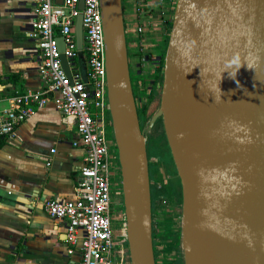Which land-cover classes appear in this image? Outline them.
Listing matches in <instances>:
<instances>
[{
	"label": "water",
	"instance_id": "water-1",
	"mask_svg": "<svg viewBox=\"0 0 264 264\" xmlns=\"http://www.w3.org/2000/svg\"><path fill=\"white\" fill-rule=\"evenodd\" d=\"M99 8L128 260L155 264L121 0H99ZM74 34L80 48V15ZM55 40L61 51V36ZM59 60L69 76L62 52ZM158 115L180 186L183 264H264V0H175L158 110L148 122Z\"/></svg>",
	"mask_w": 264,
	"mask_h": 264
},
{
	"label": "built area",
	"instance_id": "built-area-1",
	"mask_svg": "<svg viewBox=\"0 0 264 264\" xmlns=\"http://www.w3.org/2000/svg\"><path fill=\"white\" fill-rule=\"evenodd\" d=\"M77 2L34 0L29 33L40 53L36 70L42 86L15 91L7 97V106L0 107V135H12L20 122L46 102H51L62 116L71 117L83 153L79 177L71 197L47 198L43 201V208L49 217L60 221L69 245L66 252L75 250L77 253L74 264H129L115 246L114 189L110 175L112 168L119 171L116 155L115 159L110 158L106 137L110 123L107 120L99 0H81L80 8ZM132 3V18L124 27V33L130 32V56L135 65L145 61V64L152 62L158 66L159 56L151 53L146 44L145 30L150 20L148 0H132ZM77 15H80V48L76 47L74 34ZM58 35L63 43L61 51L55 40ZM60 52L66 59L69 76L60 64ZM79 53L82 54V64L78 60ZM136 72L141 75V67L137 66ZM153 83L154 79L150 77L135 82L139 90L137 97L134 96L136 106L138 102L140 107L146 104L147 92L154 88ZM150 188L151 192L152 186ZM119 192L121 194V190ZM153 192L151 198L162 200L165 196L160 183H156ZM122 234L124 236V229ZM124 244L126 247L125 240Z\"/></svg>",
	"mask_w": 264,
	"mask_h": 264
},
{
	"label": "crops",
	"instance_id": "crops-1",
	"mask_svg": "<svg viewBox=\"0 0 264 264\" xmlns=\"http://www.w3.org/2000/svg\"><path fill=\"white\" fill-rule=\"evenodd\" d=\"M174 2L148 0L150 20L145 37L149 48L155 45L160 15L169 11L166 19L168 15L171 18ZM121 6L125 27L132 18V0H121ZM33 7L34 0H0V107L7 106V97L15 91L42 86L36 70L40 53L29 33ZM128 34L125 31L126 50L130 51ZM146 64L151 65L153 72L155 64ZM114 150V143L110 142L112 160ZM82 156L73 119L62 116L51 102L35 108L12 135H0V264L75 263L76 251L66 252L69 245L62 225L49 217L43 201L72 196ZM148 172L151 179L149 167ZM110 181L115 193L120 184L116 168L111 169ZM114 225L115 246L127 260L124 241L117 230L121 223Z\"/></svg>",
	"mask_w": 264,
	"mask_h": 264
},
{
	"label": "rangeland",
	"instance_id": "rangeland-1",
	"mask_svg": "<svg viewBox=\"0 0 264 264\" xmlns=\"http://www.w3.org/2000/svg\"><path fill=\"white\" fill-rule=\"evenodd\" d=\"M168 13L169 11H167V13L163 12L160 15V24H158L160 28L156 33V38L153 40L155 45L149 50L151 53L159 56L158 66L153 68L154 71H150L151 65L145 64V61H139L138 65H135V62H133L130 56L131 52L129 48H127V56L130 81L134 89L133 96L137 97L139 94V90L135 84L137 80H145L149 77L154 79V88L147 92V97L148 95L149 97L147 98L146 104H142L143 110L141 109L142 107H140L141 103H137V114L139 124L145 133L146 154L150 165L149 170L151 171V179L149 181L150 187L152 186L151 194L153 195L154 193L153 189L156 183H160L165 195L162 197V200L151 198V225L155 249V264H183L180 246V186L178 177L173 170L164 141L161 117L158 115L154 118L152 123L148 122L149 117L158 110L162 58L171 21V18H169L170 15H168L169 17L166 19ZM137 66L141 67V75L136 72ZM107 120L109 121V117ZM107 134L109 138L108 144H110V142L113 143L110 131ZM114 152H116V150H114ZM120 190L119 184L118 192L113 194L114 224H122L124 221ZM123 229V225L119 226V233H123ZM120 237L123 238V234ZM124 246L125 244L123 242V247ZM123 251L127 253V247H125Z\"/></svg>",
	"mask_w": 264,
	"mask_h": 264
},
{
	"label": "trees",
	"instance_id": "trees-1",
	"mask_svg": "<svg viewBox=\"0 0 264 264\" xmlns=\"http://www.w3.org/2000/svg\"><path fill=\"white\" fill-rule=\"evenodd\" d=\"M136 109H137V111H138V106H136ZM141 109L143 110V107H142Z\"/></svg>",
	"mask_w": 264,
	"mask_h": 264
},
{
	"label": "flooded vegetation",
	"instance_id": "flooded-vegetation-1",
	"mask_svg": "<svg viewBox=\"0 0 264 264\" xmlns=\"http://www.w3.org/2000/svg\"><path fill=\"white\" fill-rule=\"evenodd\" d=\"M150 165H148V167H149Z\"/></svg>",
	"mask_w": 264,
	"mask_h": 264
}]
</instances>
